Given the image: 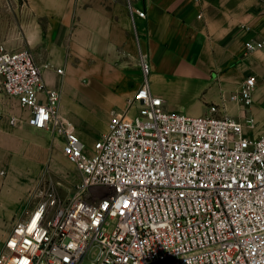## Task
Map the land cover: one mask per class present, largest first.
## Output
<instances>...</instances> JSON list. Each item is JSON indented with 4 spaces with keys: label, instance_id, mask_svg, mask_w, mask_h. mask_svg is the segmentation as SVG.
I'll return each instance as SVG.
<instances>
[{
    "label": "built area",
    "instance_id": "2783aa9c",
    "mask_svg": "<svg viewBox=\"0 0 264 264\" xmlns=\"http://www.w3.org/2000/svg\"><path fill=\"white\" fill-rule=\"evenodd\" d=\"M49 65L0 44L4 92L31 125L62 138L81 179L64 202L48 188L6 237L0 264H264V132H248L254 115L169 110L143 60L144 82L88 148L60 112L61 90L44 81ZM256 82L247 76L229 99L251 106Z\"/></svg>",
    "mask_w": 264,
    "mask_h": 264
},
{
    "label": "crops",
    "instance_id": "0c3cea01",
    "mask_svg": "<svg viewBox=\"0 0 264 264\" xmlns=\"http://www.w3.org/2000/svg\"><path fill=\"white\" fill-rule=\"evenodd\" d=\"M260 39L264 0H0V44L28 48L38 63L50 64L44 81L61 90L60 112L87 147L88 127L99 134L95 142L108 130L111 112L127 109L145 80L143 60L151 90L167 109L201 115L216 104L219 115H254L257 128L248 132H264V47L246 48ZM249 75L257 82L254 101L244 108L229 98ZM77 88L91 105L69 96ZM2 93L9 96L0 76ZM1 110L0 101V116ZM28 117L17 109L0 117L1 222L30 216L49 188L45 171L62 151V138Z\"/></svg>",
    "mask_w": 264,
    "mask_h": 264
},
{
    "label": "rangeland",
    "instance_id": "374dc122",
    "mask_svg": "<svg viewBox=\"0 0 264 264\" xmlns=\"http://www.w3.org/2000/svg\"><path fill=\"white\" fill-rule=\"evenodd\" d=\"M78 89V88H77ZM4 91V90H3ZM78 92L70 93L68 92L70 97H73L75 99V102L79 105H84L88 107L91 105L88 102V99L86 98V92L84 89H78ZM5 93V92H4ZM0 101H1V118H4L6 116V113L13 111L15 109L18 110V112L24 111V109L20 106L18 101L16 99H12L9 96H6L5 94H0ZM87 132L90 135L89 142H87L88 147H91L93 145V139L98 137V132L88 127ZM63 151V150H62ZM60 150L58 149L57 153L51 159L49 167L46 169L47 178L49 181V187L55 188L56 194L61 202H64L76 189V185L81 179L80 171L77 169L74 163H72ZM44 180L46 182V177L44 173ZM47 179V180H48ZM45 185V184H44ZM19 220H12L11 222H1L0 221V254L3 251L4 248V240L12 230L13 226L18 222ZM90 258H87L84 262V264H88L90 262Z\"/></svg>",
    "mask_w": 264,
    "mask_h": 264
},
{
    "label": "snow or ice",
    "instance_id": "6c2138e0",
    "mask_svg": "<svg viewBox=\"0 0 264 264\" xmlns=\"http://www.w3.org/2000/svg\"><path fill=\"white\" fill-rule=\"evenodd\" d=\"M158 103V102H157Z\"/></svg>",
    "mask_w": 264,
    "mask_h": 264
}]
</instances>
